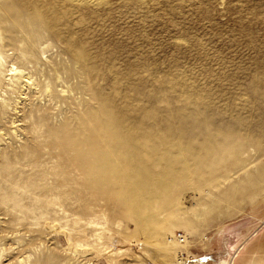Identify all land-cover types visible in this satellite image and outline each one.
Instances as JSON below:
<instances>
[{"label":"rangeland","instance_id":"obj_1","mask_svg":"<svg viewBox=\"0 0 264 264\" xmlns=\"http://www.w3.org/2000/svg\"><path fill=\"white\" fill-rule=\"evenodd\" d=\"M263 242L264 0H0V264Z\"/></svg>","mask_w":264,"mask_h":264},{"label":"bare ground","instance_id":"obj_2","mask_svg":"<svg viewBox=\"0 0 264 264\" xmlns=\"http://www.w3.org/2000/svg\"><path fill=\"white\" fill-rule=\"evenodd\" d=\"M13 72H16V68L15 67H13V66H11V69L9 70V73H10V75H13ZM15 110H16V108H15ZM107 122V121H106ZM107 125V124H106ZM109 125V124H108ZM107 127V126H106ZM140 186V185H139ZM174 237V238H173ZM173 237H171L170 239H169V244H172V243H177V244H179L180 245V242L179 241H177V240H179L177 237H176V235H174ZM206 241H208V240H206ZM264 243V242H263ZM205 246H206V248L205 249H210V247H211V242H206V244H205ZM263 246V245H262ZM256 249H262V248H259V246L256 248ZM239 250H240V248H236L234 251H233V254L230 256V259H228V261H227V263H221V264H234L235 263V259H236V257L238 256V253H239ZM261 252H263V251H261ZM260 251H257L256 252V254L254 255V257L252 256V254L250 255V256H248L247 258H246V260L244 261V264H256L257 262H259V261H261L263 258H262V256L260 255ZM260 258H262V259H260ZM264 261V260H263Z\"/></svg>","mask_w":264,"mask_h":264},{"label":"built area","instance_id":"obj_3","mask_svg":"<svg viewBox=\"0 0 264 264\" xmlns=\"http://www.w3.org/2000/svg\"><path fill=\"white\" fill-rule=\"evenodd\" d=\"M176 237L179 239L180 242L185 241V237L181 233L177 232ZM186 251H187L186 255L179 253V255H178L179 259L176 261L177 264H204L205 263L206 259H205V257H203V255L193 254L190 252V249H188Z\"/></svg>","mask_w":264,"mask_h":264},{"label":"crops","instance_id":"obj_4","mask_svg":"<svg viewBox=\"0 0 264 264\" xmlns=\"http://www.w3.org/2000/svg\"><path fill=\"white\" fill-rule=\"evenodd\" d=\"M223 241H224V239H223ZM224 244H225V241H224ZM228 246V245H227ZM214 247V246H213ZM217 254H218V252H217V250L215 251ZM219 255V254H218ZM218 255H217V259H218ZM210 261H211V263L212 264H216V263H213V261L210 259Z\"/></svg>","mask_w":264,"mask_h":264}]
</instances>
